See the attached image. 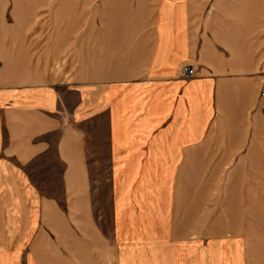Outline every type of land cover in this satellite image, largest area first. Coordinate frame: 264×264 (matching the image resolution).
I'll list each match as a JSON object with an SVG mask.
<instances>
[{
	"label": "crops",
	"instance_id": "0c3cea01",
	"mask_svg": "<svg viewBox=\"0 0 264 264\" xmlns=\"http://www.w3.org/2000/svg\"><path fill=\"white\" fill-rule=\"evenodd\" d=\"M22 3L0 0V71L33 68ZM46 5L36 68L86 78L16 85L0 72V264H264V0ZM104 143L113 233L83 223L68 253L42 259L47 216L62 211L32 165L54 148L65 198L91 219Z\"/></svg>",
	"mask_w": 264,
	"mask_h": 264
},
{
	"label": "rangeland",
	"instance_id": "374dc122",
	"mask_svg": "<svg viewBox=\"0 0 264 264\" xmlns=\"http://www.w3.org/2000/svg\"><path fill=\"white\" fill-rule=\"evenodd\" d=\"M46 0H23L21 5V13L23 14H33V32L31 34L30 28L26 30L25 39H23L27 45L22 48V50H29L31 53L30 58L33 59V68L21 69L16 71H0L5 72L6 76L11 77L9 81L17 84H56V83H76L78 81L84 80L86 78L85 71L79 70H65V69H47V68H36L40 66L42 60L45 58L46 50ZM29 65V64H26ZM183 75V73H182ZM264 91V89H263ZM49 141L55 145L58 135L57 133L49 135ZM105 143L102 149L99 150L100 156L98 161L94 158L91 159V174L92 176V196L89 198L91 205V219L86 217V215L80 211L75 210L76 207L72 206L71 200L65 198L64 181H63V171L65 165L57 158L56 152L53 148L50 151V155L40 159L35 162L32 166V179L43 194L50 196L56 202V204L61 208L62 211L57 217V212L54 213L53 210L47 216L48 221L53 223L54 229L48 237V242L51 244V248L44 242L39 247V254L42 259H46V255L55 257V259H61L63 253H68V249L71 248L75 242L74 239H78L79 236L83 237L84 232L88 233V229L84 228L83 223L95 222L98 224V228H101L104 237H109L113 233V227L115 224V208L114 199L112 197V188L110 183V168L108 166L107 150H105ZM100 164H99V163ZM73 200V199H72ZM170 210H172V201L169 203ZM57 209V208H56ZM71 210H75L72 212ZM56 211V210H55ZM39 216H40V205H39ZM38 216V217H39ZM40 218V217H39ZM87 218V219H86ZM68 223L76 231L75 235L70 234ZM41 231H39V237L41 236ZM40 240V239H39ZM64 245V246H63ZM74 247H76L74 245ZM51 249L53 253L51 256ZM77 252V251H76ZM49 253V254H46ZM45 263V261H43ZM54 264H61L60 261H55Z\"/></svg>",
	"mask_w": 264,
	"mask_h": 264
},
{
	"label": "built area",
	"instance_id": "2783aa9c",
	"mask_svg": "<svg viewBox=\"0 0 264 264\" xmlns=\"http://www.w3.org/2000/svg\"><path fill=\"white\" fill-rule=\"evenodd\" d=\"M182 73H183V76L188 79L195 75V69L191 67H185L182 70ZM263 94H264V91H263Z\"/></svg>",
	"mask_w": 264,
	"mask_h": 264
}]
</instances>
